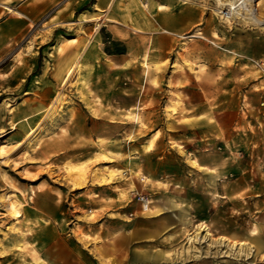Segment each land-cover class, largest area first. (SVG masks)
<instances>
[{
	"label": "rangeland",
	"instance_id": "374dc122",
	"mask_svg": "<svg viewBox=\"0 0 264 264\" xmlns=\"http://www.w3.org/2000/svg\"><path fill=\"white\" fill-rule=\"evenodd\" d=\"M10 5L30 18L0 8V264H97L98 245L120 264H264V30L214 0Z\"/></svg>",
	"mask_w": 264,
	"mask_h": 264
},
{
	"label": "bare ground",
	"instance_id": "6f19581e",
	"mask_svg": "<svg viewBox=\"0 0 264 264\" xmlns=\"http://www.w3.org/2000/svg\"><path fill=\"white\" fill-rule=\"evenodd\" d=\"M214 1L217 2L218 6H227V13H224V15H223L224 16L223 20H225L227 23L231 24V23H233L235 21H241L242 24L245 25V26H254V27L261 28L262 30H264V17H261L255 10L257 8V5L259 4V1L257 2V0H251V1L254 2V5H246V4L244 5L243 1H241V0H214ZM4 6L8 10L13 11V9L11 7H9L8 5H4ZM242 7L244 9V12H240L239 11V9L240 8L242 9ZM17 13L20 14V15H23L19 11H17ZM165 31L167 32V30H165ZM30 48H31V44L28 46V50ZM78 68H79V65H78L77 62H75L74 65L71 66L68 69V72L66 73V75L62 79V82L64 83V85L70 81V79L73 76V74L78 71ZM58 99H59V97H56L54 102L55 103L58 102ZM50 110H51L50 112H52L53 109L51 108ZM50 112H48V113H50ZM35 131H36V128L27 130V136H26L27 139L25 140L24 143L30 141V139H31V137H33ZM21 145H22V143H18V144H16L14 146V148L16 149V148H18ZM2 154H6V151L2 147H0V155H2ZM99 181H100L101 184H103V183H106L108 180H107L106 177H103V176L100 177L99 176ZM16 213L17 212L13 213V215L16 214ZM197 229H198L197 230V234H199L201 232L202 233L204 232V235L202 236L204 238V240H206L207 236L210 235L208 233L206 227H204L203 225H199ZM188 235H189L188 239L190 241H194L195 240V236H193L192 234H188ZM197 238L198 237H196V239ZM219 241H220V243H229V239H225L223 237H221ZM230 245L232 247H237L239 245L241 248H243L245 243L232 242ZM234 250H236V249H234Z\"/></svg>",
	"mask_w": 264,
	"mask_h": 264
},
{
	"label": "crops",
	"instance_id": "0c3cea01",
	"mask_svg": "<svg viewBox=\"0 0 264 264\" xmlns=\"http://www.w3.org/2000/svg\"><path fill=\"white\" fill-rule=\"evenodd\" d=\"M14 2V0H0V8L2 7L3 8V10L5 9V10H7V13H14V14H16L17 16H18V18L20 19V22H21V20L22 19H29L30 17L28 16V14H25V13H23L22 11H21V13L24 15H20V14H18L17 13V8H15V7H12L10 4H12ZM4 5H8L9 7H11L12 9H13V11H10V10H8ZM3 10H1L0 9V17H1V15L4 13V11ZM19 21V20H18ZM133 30H135V31H140L141 29L140 28H138V27H133ZM2 31L4 32L5 30H4V27H3V29H2ZM12 32H13V30H12ZM168 33H169V31H167ZM1 37V36H0ZM29 46V45H28ZM27 50H28V48H27ZM68 69H69V67H68ZM68 69H67V71H68ZM67 71H66V73H67ZM65 73V74H66ZM65 76V75H64ZM63 78V77H62ZM62 80V79H61ZM184 108H185V104H184ZM187 111H190V110H187ZM182 113V112H181ZM200 113V112H199ZM201 114V113H200ZM199 114V115H200ZM220 135H221V133L219 132L218 134H216L215 136L216 137H220ZM221 148H222V146H221ZM221 154V153H220ZM192 164H195L196 165V163L194 162V161H192ZM201 164V165H200ZM198 165L199 166H201V167H208L209 169H213L214 171L215 170H218L220 173H223V172H225V169H224V162L223 161H221L220 163H216V164H213V165H211V164H206L205 162H200V163H198ZM94 201V200H93ZM94 203H97L96 202V200H95V202ZM150 213L149 214H145V215H151L152 213H153V211L151 210V208H150ZM144 214V213H143ZM145 220V219H144ZM144 220L142 219V218H140L137 222L138 223H140L141 221L142 222H144ZM146 221V220H145ZM148 221V220H147ZM199 225H201V224H199ZM162 227H161V225L159 224L158 226H156V229H155V231L156 230H160ZM141 229V227H136V226H134V225H130V227H128V233H131V234H129L128 235V239L131 241V242H135V241H137L140 237L137 235V234H139V233H141V231L142 230H140ZM125 238H126V236L124 237V239L123 240H118V242H121V241H125ZM232 242H236V241H232ZM232 242H230V243H232ZM237 243V242H236ZM238 243H245L244 241H239ZM245 245H246V243H245ZM256 248H255V250H257L258 249V246H255ZM254 248V247H253ZM95 252H96V254L98 255V257H96V260L98 261L97 262V264H102V262L104 263V264H114V262H116V263H118V264H120V263H122L121 262V260H120V258H117V260L115 261V259H114V257L112 256V255H109L106 251H105V249H104V247H102V245L100 246V245H98L97 247H96V249H95ZM167 255H170V253H167ZM112 256V257H111ZM153 258H155V259H152V260H150V261H147V262H145V261H143V260H138V259H133V260H131L130 258H129V264H142V263H151V264H161L162 262H161V260H159V258H158V255L157 256H155V257H153Z\"/></svg>",
	"mask_w": 264,
	"mask_h": 264
},
{
	"label": "built area",
	"instance_id": "2783aa9c",
	"mask_svg": "<svg viewBox=\"0 0 264 264\" xmlns=\"http://www.w3.org/2000/svg\"><path fill=\"white\" fill-rule=\"evenodd\" d=\"M132 195H134V197L143 204L148 203L149 201L147 194L138 192L137 190L132 191Z\"/></svg>",
	"mask_w": 264,
	"mask_h": 264
}]
</instances>
